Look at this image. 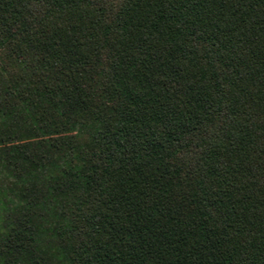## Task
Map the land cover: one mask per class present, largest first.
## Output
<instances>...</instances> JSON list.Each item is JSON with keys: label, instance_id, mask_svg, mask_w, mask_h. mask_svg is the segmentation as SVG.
Here are the masks:
<instances>
[{"label": "trees", "instance_id": "trees-1", "mask_svg": "<svg viewBox=\"0 0 264 264\" xmlns=\"http://www.w3.org/2000/svg\"><path fill=\"white\" fill-rule=\"evenodd\" d=\"M0 264H264V0H0Z\"/></svg>", "mask_w": 264, "mask_h": 264}]
</instances>
